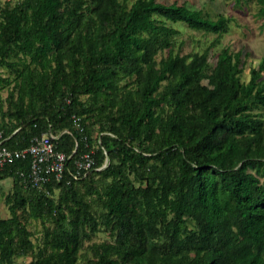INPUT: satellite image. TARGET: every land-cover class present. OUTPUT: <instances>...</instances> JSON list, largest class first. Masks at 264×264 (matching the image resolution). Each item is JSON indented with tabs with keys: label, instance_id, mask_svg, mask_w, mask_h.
<instances>
[{
	"label": "trees",
	"instance_id": "trees-1",
	"mask_svg": "<svg viewBox=\"0 0 264 264\" xmlns=\"http://www.w3.org/2000/svg\"><path fill=\"white\" fill-rule=\"evenodd\" d=\"M257 1L264 16V0ZM84 4L77 0L60 13L61 0H24L0 15V66L13 67L9 61L19 55L31 60H24L19 72L10 119L0 123V149L26 148L51 126L70 132L57 142L60 151L71 155L77 149L76 158L94 150L96 168L109 159L105 169L80 181L49 183L48 193L21 176L29 174L28 159L0 173V182L13 180L14 190L8 198L12 217L0 219V263L12 264L36 248L22 210L29 219L53 223L45 236L50 252L41 250L30 264H80L78 247L89 237L88 226L98 224L86 200L96 196L116 244L100 245L98 258L86 264L136 259L139 264H264V184L249 172L250 166L264 165V131L247 113L251 105L264 104L259 82L264 60L245 84L242 51L224 49L210 89L202 83L209 51L188 61L171 50L162 69L154 57L170 49L179 34L165 21L222 36L231 19L212 20L185 5L157 0H136L128 11L118 0H97L99 32L71 40ZM134 75L140 76L136 88L120 85ZM167 80V92L155 95ZM4 82L0 76V85ZM83 95L102 97L103 106L83 104ZM165 104L168 110L155 116V108ZM97 112L109 126L100 128L94 142L85 119ZM248 131L253 136L246 138ZM146 141L151 148L143 147ZM151 161L159 165L150 166ZM137 165L149 170L146 187L126 174ZM96 176L111 178L106 191ZM57 190L58 201L52 197ZM189 220L197 230L189 231Z\"/></svg>",
	"mask_w": 264,
	"mask_h": 264
},
{
	"label": "rangeland",
	"instance_id": "rangeland-1",
	"mask_svg": "<svg viewBox=\"0 0 264 264\" xmlns=\"http://www.w3.org/2000/svg\"><path fill=\"white\" fill-rule=\"evenodd\" d=\"M24 0H0V15L5 8L13 9L20 5ZM77 0H61L62 6L59 9L60 13L71 10ZM85 4L83 10L80 12V18L75 19L72 25L73 32L71 40L78 38V35L87 36V34H93L99 32V20L96 15L97 0H84ZM124 9L127 11L131 8L136 0H118ZM165 4H179L185 5L188 8L196 11H200L205 18L216 20L219 16H225L231 19L230 31L227 34L218 36L213 33H206L204 31H197L189 28L183 23H172L165 21L166 25L176 29L177 34L174 39V44L170 49L161 50L154 57L157 63V68L162 69L169 58L170 51L174 54L180 53L183 56L188 57L190 61L196 54H202L205 51H209L208 68L205 71V79L203 84L209 86L212 74L217 65L218 57L221 52L228 48L232 54H236L242 51L241 67L243 72L241 74L242 82L248 84L251 80V70L259 69L261 62L264 60V16L260 13L262 6L257 0H157ZM158 21H164L160 17H156ZM24 60L29 63L30 58H24L19 55L13 57L9 62L13 67L0 66V76L6 79L8 82H4L0 85V123H7L10 119L8 115L11 103L17 101L19 95V87L22 82V78L19 76L20 70L24 68ZM139 75H134L132 78L127 77L121 80L120 85H127L128 89L136 88L138 86ZM264 85V72L259 80ZM169 81H164L160 84L159 89L155 95H164L167 92V86ZM80 101L88 106H94L101 108L103 106V98H97L92 95L80 96ZM97 104V105H96ZM168 110L167 105H161L155 108V116H161L162 108ZM167 107V108H166ZM251 115V119L261 122V130L264 131V104L258 103L250 106V110L247 111ZM165 116V114H163ZM162 115V116H163ZM85 122L88 126V132L91 138L94 140L99 134L100 128L106 124L109 126L105 117H102L97 113L94 116L86 118ZM103 135H107L104 133ZM253 134L248 131L245 134L246 138L252 137ZM116 139L115 136H111ZM240 138V137H239ZM250 139H247L249 141ZM246 141V142H247ZM114 141H110L109 145L114 147ZM140 144V143H137ZM256 141L253 145L252 151L257 147ZM143 147H150V142L146 141L142 143ZM138 148V146H136ZM117 162V161H116ZM159 165L151 161L150 166ZM138 170L134 171L128 169L126 174L130 177L136 186L143 185L146 187V178L149 175V170L137 165ZM249 172L254 173L264 184V165L250 166ZM96 180L101 181V190L106 191L111 183V178H105L102 176H96ZM79 190L84 193V187L79 185ZM13 180L7 179L0 182V219H10L12 213L10 211V205L8 198L13 194ZM59 191H55L52 196L55 200L59 199ZM91 204L90 210L91 216L97 220V225L93 227L88 226L89 237L83 239L78 247V263L86 264L91 259H97L98 247L100 245H115L116 238L112 234V231L104 224L105 211L102 204L99 202L96 196L88 197L86 200ZM22 216L23 222L27 225L28 229L33 233L32 241L36 245L33 252L22 257H14L12 264H30L34 260H37L41 250H45L46 254L50 252V249H46L45 236L47 229H52L53 223L47 221L43 223L41 220H33L27 218L26 214L22 210L19 211ZM187 226L189 231L197 230V226L194 221H188ZM193 256V253L190 255ZM4 264V263H0ZM6 264V263H5ZM133 264H139V260L133 261Z\"/></svg>",
	"mask_w": 264,
	"mask_h": 264
},
{
	"label": "built area",
	"instance_id": "built-area-1",
	"mask_svg": "<svg viewBox=\"0 0 264 264\" xmlns=\"http://www.w3.org/2000/svg\"><path fill=\"white\" fill-rule=\"evenodd\" d=\"M69 133L68 130L55 132L50 126L47 133L33 138L26 148L2 147L0 149V173L16 161L28 159L30 160L29 174L21 173V176H27L33 188L48 193L46 186L53 181L60 183L69 179L68 183H70V177L80 181L87 178L92 171H101L109 165V159H107L101 168H96L94 150L81 153L76 158L74 156L77 149L71 155L60 151L57 142Z\"/></svg>",
	"mask_w": 264,
	"mask_h": 264
}]
</instances>
